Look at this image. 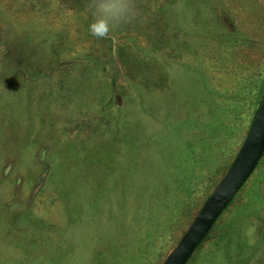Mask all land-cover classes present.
I'll return each instance as SVG.
<instances>
[{
    "label": "rangeland",
    "instance_id": "rangeland-1",
    "mask_svg": "<svg viewBox=\"0 0 264 264\" xmlns=\"http://www.w3.org/2000/svg\"><path fill=\"white\" fill-rule=\"evenodd\" d=\"M0 0V264H159L264 90V0ZM185 264H264V150Z\"/></svg>",
    "mask_w": 264,
    "mask_h": 264
},
{
    "label": "water",
    "instance_id": "water-1",
    "mask_svg": "<svg viewBox=\"0 0 264 264\" xmlns=\"http://www.w3.org/2000/svg\"><path fill=\"white\" fill-rule=\"evenodd\" d=\"M264 150V91L227 168L159 264H185L217 215L247 178Z\"/></svg>",
    "mask_w": 264,
    "mask_h": 264
},
{
    "label": "clouds",
    "instance_id": "clouds-1",
    "mask_svg": "<svg viewBox=\"0 0 264 264\" xmlns=\"http://www.w3.org/2000/svg\"><path fill=\"white\" fill-rule=\"evenodd\" d=\"M88 11L89 32L97 39L108 37L117 26L138 17L135 0H90Z\"/></svg>",
    "mask_w": 264,
    "mask_h": 264
},
{
    "label": "trees",
    "instance_id": "trees-1",
    "mask_svg": "<svg viewBox=\"0 0 264 264\" xmlns=\"http://www.w3.org/2000/svg\"><path fill=\"white\" fill-rule=\"evenodd\" d=\"M262 91H264V90H262ZM257 162H258V161H257ZM257 162H256V164H257ZM256 164H255V165H256ZM255 165H254V167H255ZM254 167H253V169H254ZM253 169H252V170H253ZM252 170H251V171H252ZM229 201H230V200H229ZM229 201L226 203V205L229 203ZM226 205H225V206H226ZM225 206H224V207H225ZM220 212H221V211H220ZM218 215H219V214H218ZM218 215H217V216H218ZM216 218H217V217H216ZM212 224H213V223H212ZM210 228H211V226H210ZM210 228L208 229V231L210 230ZM208 231H207V232H208ZM207 232L204 234V236L202 237V239L206 236ZM202 239H201V240H202ZM201 240H200V241H201ZM199 243H200V242H199ZM199 243H198V244H199ZM198 244H197V245H198ZM197 245H196V247H197ZM196 247H195V248H196ZM195 248H194V249H195ZM189 257H190V256H189ZM189 257H188V258H189ZM186 261H187V260H186ZM185 263H186V262H185Z\"/></svg>",
    "mask_w": 264,
    "mask_h": 264
}]
</instances>
